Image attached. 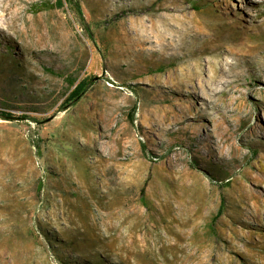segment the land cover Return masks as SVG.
<instances>
[{
    "label": "rangeland",
    "instance_id": "rangeland-1",
    "mask_svg": "<svg viewBox=\"0 0 264 264\" xmlns=\"http://www.w3.org/2000/svg\"><path fill=\"white\" fill-rule=\"evenodd\" d=\"M245 1L78 0L84 22L0 0V109L41 120L0 118V264H264V1Z\"/></svg>",
    "mask_w": 264,
    "mask_h": 264
},
{
    "label": "trees",
    "instance_id": "trees-1",
    "mask_svg": "<svg viewBox=\"0 0 264 264\" xmlns=\"http://www.w3.org/2000/svg\"><path fill=\"white\" fill-rule=\"evenodd\" d=\"M65 2L74 6L76 11L80 15V19L84 21V17L82 16V12L80 10L78 0H57V2L55 3V6L56 7H62V6H64ZM84 25L86 26V24H84ZM94 80H95V77L92 75H86L82 78L76 77V78L69 79L70 91L67 94L65 100L62 102L64 104V106L67 105L69 107L72 104L79 101L84 96V94L87 92V90L91 87V85L94 83ZM134 110L135 109H133V112H134ZM133 112L131 113V117H133ZM0 118L10 119V120L29 118L30 120H32L34 122H37V123L41 122V120H38L37 118H35L33 116H29V114H15V113H12L11 111L2 110V109H0ZM144 147H145V145H144ZM220 211L218 213H220ZM209 226H210L211 231H213V232L216 231L213 222H211L209 224Z\"/></svg>",
    "mask_w": 264,
    "mask_h": 264
},
{
    "label": "bare ground",
    "instance_id": "bare-ground-1",
    "mask_svg": "<svg viewBox=\"0 0 264 264\" xmlns=\"http://www.w3.org/2000/svg\"><path fill=\"white\" fill-rule=\"evenodd\" d=\"M242 2H244L245 0H241ZM247 1H249V0H247ZM253 1H264V0H251V2H253ZM240 6H242V7H245V8H248V7H250V6H248V4H247V2L245 1V3H242V5H240ZM171 11V10H170ZM167 14V13H166ZM165 21V20H164ZM159 23V22H158ZM165 32V31H164ZM152 33V32H151ZM156 33V32H155ZM157 36V35H156ZM128 38V37H127ZM208 45V44H207ZM203 47V46H202ZM210 48V47H209ZM178 56V55H177Z\"/></svg>",
    "mask_w": 264,
    "mask_h": 264
}]
</instances>
